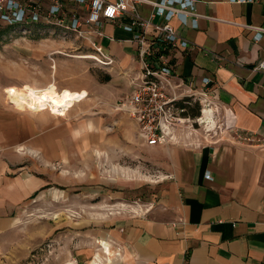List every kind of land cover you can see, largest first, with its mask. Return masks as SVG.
Returning <instances> with one entry per match:
<instances>
[{
  "label": "crops",
  "instance_id": "obj_1",
  "mask_svg": "<svg viewBox=\"0 0 264 264\" xmlns=\"http://www.w3.org/2000/svg\"><path fill=\"white\" fill-rule=\"evenodd\" d=\"M139 9L148 17L152 5L144 2ZM196 9L202 15L198 27L172 20L193 45L175 51L172 62L177 80L208 90L198 120L210 130H191L186 122L194 116L185 115L176 127L164 128L163 143L148 144L139 131L165 186L149 208L115 219L110 235L121 264H264V71L256 69L264 59V30L259 36L254 28L264 29V0H196ZM103 29L106 36L97 41L113 65L126 68L134 61L136 67L130 89L110 107L122 112L118 101L140 72L137 46L123 26L107 22ZM12 106L0 102V240L19 230L24 206L49 183L42 175L52 172L38 171L40 166L65 171L73 167V156L82 164L85 137L92 136L101 152L106 132L100 113L67 121L45 110L62 116L69 110ZM110 128L119 141V129ZM232 128L256 131L261 142H238ZM103 244L111 254L108 241Z\"/></svg>",
  "mask_w": 264,
  "mask_h": 264
},
{
  "label": "rangeland",
  "instance_id": "obj_2",
  "mask_svg": "<svg viewBox=\"0 0 264 264\" xmlns=\"http://www.w3.org/2000/svg\"><path fill=\"white\" fill-rule=\"evenodd\" d=\"M0 35L1 103L69 110L63 116L45 110L67 121L100 113L106 121L101 152L88 135L82 164L73 156V167L65 171L40 166L38 171L52 172L42 175L49 183L24 206L19 230L0 240V264H121L119 247L110 235L115 219L129 210L149 208L165 186L136 119L110 110L130 89L134 61L126 68L103 65L90 56L96 52L86 40L51 27L0 21ZM205 105L202 100L190 105L185 115L194 116L186 122L191 130H210L198 120ZM112 126L120 131L119 141H114ZM128 131L130 138L124 136Z\"/></svg>",
  "mask_w": 264,
  "mask_h": 264
},
{
  "label": "built area",
  "instance_id": "obj_3",
  "mask_svg": "<svg viewBox=\"0 0 264 264\" xmlns=\"http://www.w3.org/2000/svg\"><path fill=\"white\" fill-rule=\"evenodd\" d=\"M238 2L254 0H232ZM77 3L79 8H71ZM152 5L150 16H144L139 6ZM202 15L196 0H0V20L7 25L29 28L33 25L60 29L65 36L84 39L96 52L95 60L111 66L114 58L105 51L97 37H105L104 24L112 22L133 33L130 39L137 46L139 75L132 81V89L117 104L136 119L148 144L166 141L165 127H176L193 102L202 100L208 90L189 88L184 80H177L172 54L193 45L179 34L172 20L198 27ZM156 17L162 20L156 21ZM259 30V36L262 30ZM264 71V59L256 66ZM205 86L211 83L203 79ZM233 138L245 144L261 142L258 132L232 128ZM209 176V175H207Z\"/></svg>",
  "mask_w": 264,
  "mask_h": 264
},
{
  "label": "trees",
  "instance_id": "obj_4",
  "mask_svg": "<svg viewBox=\"0 0 264 264\" xmlns=\"http://www.w3.org/2000/svg\"><path fill=\"white\" fill-rule=\"evenodd\" d=\"M1 36V35H0ZM110 79V76L108 75L107 77H106V80H109Z\"/></svg>",
  "mask_w": 264,
  "mask_h": 264
},
{
  "label": "bare ground",
  "instance_id": "obj_5",
  "mask_svg": "<svg viewBox=\"0 0 264 264\" xmlns=\"http://www.w3.org/2000/svg\"><path fill=\"white\" fill-rule=\"evenodd\" d=\"M92 58H95V55H90ZM66 115V114H65Z\"/></svg>",
  "mask_w": 264,
  "mask_h": 264
}]
</instances>
